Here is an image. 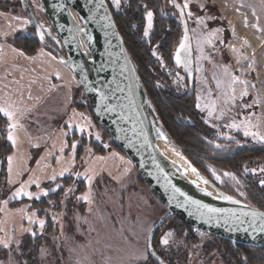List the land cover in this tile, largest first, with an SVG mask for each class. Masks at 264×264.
I'll return each mask as SVG.
<instances>
[{
    "label": "rangeland",
    "instance_id": "1",
    "mask_svg": "<svg viewBox=\"0 0 264 264\" xmlns=\"http://www.w3.org/2000/svg\"><path fill=\"white\" fill-rule=\"evenodd\" d=\"M107 1L113 9H117L111 0ZM125 2L121 0V6ZM177 2L182 6L184 0ZM44 3L43 0H29L46 37L63 51L56 24L48 16ZM201 3L205 5L203 9L199 8ZM163 8L164 11L176 14L167 0H163ZM189 8L194 13L192 18H186L194 53L195 108L199 102L201 108L197 110L201 120L215 128H225L224 131L205 137L203 145L212 152L226 153L236 144L234 136L228 131L237 129L244 132L242 121H250L253 125L251 131L264 134V0H192ZM17 16L28 19L17 0H1L0 106L9 107L15 114L17 128L14 134L17 142L13 146L7 139L8 124L12 121L0 113L3 140L10 144V149L3 155L0 176V239L11 241L9 248L0 244V248H3L0 249V264H135L145 260L147 231L165 208L143 183L130 159L112 144L111 137L96 124L85 94L70 69L44 46H39L33 53H27L12 42L18 36L24 39L34 33L30 23L22 25V20L14 19ZM197 16H211L214 19H206L205 28L196 23ZM78 18L81 25L85 23L81 16L78 15ZM144 24L145 29L146 17ZM254 24L258 27H253ZM215 28L223 29V32L217 34L219 39H214L216 50L205 44L204 55L209 58L198 59L200 53L197 51V38L203 39ZM233 28L235 36L232 34ZM220 39L224 41L223 44ZM245 40L247 44H244ZM229 44H234L243 52L245 58L239 63L236 54L227 47ZM151 48L152 54L155 50L156 55L153 56L159 61L163 72L156 85L162 88L173 87L177 93L184 91L186 79L181 67L165 62L156 45ZM47 53H51V56ZM89 56H92L91 53ZM221 64L230 65L234 75L248 81L247 96H240L242 85L234 86V105L225 104L223 92L216 88L214 74L227 81L223 69L219 67ZM209 89L211 97L208 95ZM225 90L230 94L229 89L225 87ZM212 99L217 100V106L210 117L204 105ZM184 118L182 120H189L188 117ZM233 122L240 124V127H228ZM69 123L73 125L71 128L68 127ZM77 125L82 126L84 132L79 131ZM158 132H162L167 139L158 136ZM96 134L100 135V140L95 139ZM154 134L155 140L159 138L165 143L169 142L168 145L181 151L197 169L192 161L197 157H188L158 125H155ZM254 140L259 141L256 138ZM65 142L68 147L61 153L60 148ZM73 142L77 143L74 162L71 148ZM8 156L14 157L11 176L7 170ZM41 157L44 159L41 160ZM55 157H62V160L57 162ZM101 157L103 159H99ZM200 163L217 186L229 185L236 194L244 193L241 196L249 198L245 191L247 186L240 181L228 162L208 159ZM262 165L256 163L249 166L247 171L258 173L264 180ZM64 167L69 171L63 177L58 176L55 181L47 179L53 170L59 173ZM17 172L21 174L17 175ZM77 172L81 175L76 176ZM213 172L221 177L223 183L216 180ZM226 172L234 174L236 179L225 176ZM86 176H90L91 180ZM29 177L40 179V188L33 184L29 186V191L52 189L57 184L61 188L50 191L49 195L39 200L26 196L10 200L12 192ZM9 178L15 183H9ZM236 194L231 195L241 203L248 204ZM85 195L88 200L82 198ZM5 200L9 202L5 204ZM39 220H45L43 228ZM29 229L31 231H27ZM172 230L171 227L159 230L156 242L162 245V238L171 232L172 236L168 237L170 242L173 238ZM32 232L43 238L36 248L34 260L28 262L27 257L20 254L25 236H33ZM198 235L202 239L207 236L200 230ZM188 253L192 255V249H188Z\"/></svg>",
    "mask_w": 264,
    "mask_h": 264
},
{
    "label": "water",
    "instance_id": "2",
    "mask_svg": "<svg viewBox=\"0 0 264 264\" xmlns=\"http://www.w3.org/2000/svg\"><path fill=\"white\" fill-rule=\"evenodd\" d=\"M53 1L57 10V24L55 28L63 51L58 45L47 40L46 35L43 41L40 40L38 33L40 31L44 32V30L41 28L42 26L29 4V0H19V5L25 17L31 20L30 24L35 30V36L38 41L49 48L51 52H54L61 64H64L70 69L77 84L82 88L90 112L94 114L98 124L109 133L116 148H120L130 159L142 181H144L143 183L147 185L165 208L147 231L145 245L148 256L153 258L158 264H170L160 256L152 244L155 231L170 216L176 217V219L195 230L218 236V238L227 239L234 244L238 243L264 248V233L254 231L249 226L251 217H241L240 220H236L229 213H221L211 214V219H209L207 215L201 216L194 205L184 204L185 197H191L192 200L200 201L202 204L209 205L213 208L234 210L237 216L240 215L241 210L251 211L252 209H256L264 212V208L241 203V201L240 203L233 204H212L196 198L193 195L186 194V192L177 187L175 182H173V179L158 158L154 146L155 124L152 122V113L155 115L156 121L162 129L159 116L155 109H153L154 107L142 85L141 77L131 61L113 13H111L112 10L108 1L103 0L102 6H99L100 0ZM176 3L178 2L176 1ZM71 9L76 11L85 20L95 38L98 39V44L91 53L97 60L98 75L101 78L100 85L97 88L94 87L82 63L83 57H86V54L82 51L78 39H76L77 35L70 15ZM176 10H178L180 16L179 9ZM183 19L187 20L186 16ZM180 21L181 34L178 43L174 46L172 60L173 64L181 67L182 72L186 74V84L189 93H191L194 90V53L191 39V72L189 73L182 64L177 65L174 59L175 51L184 35V25L181 17ZM189 33L190 30L188 31V35L191 38V34ZM118 85L124 91L116 92L115 97H113L112 90L116 89ZM90 89H97L99 91H92ZM100 91H103L109 96L106 102L101 101ZM117 103L122 105V107L118 108L116 112H108L105 110L106 104ZM121 112L128 117L127 120L120 119ZM134 127L135 131H133ZM118 129L121 130L118 131ZM169 139L173 141L171 137ZM177 147L181 149L179 145ZM1 164L2 159L0 158V172ZM174 188L179 189V191H174ZM225 219L228 220L227 223H225ZM244 229L248 230L244 231Z\"/></svg>",
    "mask_w": 264,
    "mask_h": 264
},
{
    "label": "trees",
    "instance_id": "3",
    "mask_svg": "<svg viewBox=\"0 0 264 264\" xmlns=\"http://www.w3.org/2000/svg\"><path fill=\"white\" fill-rule=\"evenodd\" d=\"M167 1L169 5L174 7L171 0ZM17 2L20 4L19 0ZM108 4L112 10L111 13H113L126 49L129 52L131 61L141 77L142 85L154 107L153 109H155L159 116L161 127L165 133L181 147L188 157L189 155L197 157V159L191 160L197 166V169L209 179L210 175L208 171L203 169L200 162L208 159L228 162V165L234 170L240 181L247 186L245 191L248 193H245L249 195V198L246 199L236 194L229 185H220V188L214 181L212 182L221 190L224 189V192L236 194L247 201L248 204L264 208V185L260 184V181L263 179H261L258 173L247 171L249 166L252 167L256 163H262V169H264V142L256 141L251 136H245L243 131L235 129L228 131L229 134L234 136V140L236 141L235 146L228 152L223 153L220 151L215 153L206 149L203 145V139L213 135L214 132L224 131L225 128H215L201 120V114L195 108L194 91L190 94L187 90L177 93L173 87L162 88L156 85L157 79L163 72L160 69L159 61L152 54L151 47L156 45L163 60L170 65H174L172 60L174 46L178 43L181 34V21L178 10H176L177 8L174 7L173 9L177 15L164 11L163 0H126L116 10L111 7L109 2ZM148 10L154 14L153 27L149 35L145 37L142 35L146 11ZM30 27L34 32L33 34L24 39L21 38L22 36H18L12 41L17 47L27 53H33L39 46H44L36 38L35 30L31 24ZM44 47L47 48L46 46ZM47 49L50 50L49 48ZM52 53L54 54V52ZM92 115L96 124L101 127L93 113ZM184 117H188L189 120H182L185 119ZM152 120L155 125L160 126L153 113ZM104 131L109 136V133L106 130ZM3 139V131L0 129V158L2 159V164L4 162V153L10 149V144ZM111 141L115 145L112 138ZM118 149L120 150V148ZM2 167L3 165L1 166V170ZM166 219L155 231L152 244L160 256L170 264H264V248L238 243L234 244L227 239L218 238V236L209 233H206L207 236L202 239L198 235V230L184 224L176 219V217L170 216ZM164 227H171L173 229V238L167 245L163 246V244H159L160 242H156V236L158 231ZM42 238L39 235L25 236L20 255L26 256V261L30 262L34 260V253L42 242ZM188 249H192V255L188 253ZM146 257L145 260L135 264H158L148 254Z\"/></svg>",
    "mask_w": 264,
    "mask_h": 264
},
{
    "label": "snow or ice",
    "instance_id": "4",
    "mask_svg": "<svg viewBox=\"0 0 264 264\" xmlns=\"http://www.w3.org/2000/svg\"><path fill=\"white\" fill-rule=\"evenodd\" d=\"M171 2L173 3L174 7H176L177 9H179L180 12V17L182 20V23L184 25V35L179 43V46L177 47L176 51H175V63L177 65H183L184 68L186 70L189 71V73L191 72V63H192V47H191V43H190V37L188 35V22L186 19H183L185 16H187L189 19L192 18L194 16V13L190 10L189 5L192 2V0H184L183 5L181 6L180 4L176 3L175 0H171ZM111 3L114 4L116 6L117 9L120 8L121 6V0H111ZM103 5V0H100V5ZM205 7V5L203 3L199 4V8L203 9ZM153 12L152 11H147L146 12V20H147V27H145L144 29V36H148L149 35V31L150 29H152L153 27ZM14 19L16 20H22V25H27L29 23H31L30 19H22L21 17H14ZM207 20H211L214 19V17H203V16H197L195 17L196 23L198 25H203L205 28L207 27V24L205 23V21ZM259 18L257 17V20ZM248 21H247V17H245V25H247ZM39 27V26H37ZM253 27H258V25L254 24ZM193 31L195 32L196 30L193 29ZM223 32L222 28H215L212 29L211 31H209L207 33L206 36L203 37V39L201 38H197V51L200 53V56H198V59H208V56L204 55V45L207 44L210 46V48L212 50H216L215 49V44H214V39H219V37L217 36L218 33ZM232 34L233 36H235V29H232ZM39 38L41 41L44 40L45 38V34L43 31H40L38 33ZM55 39V38H53ZM89 40H91V37H88ZM220 43L223 44L224 41L222 39H220ZM248 42L245 40L244 44H247ZM227 47H229L231 49V51L233 53L236 54L237 57V63L240 62L241 59H244V54L241 51L240 48H237L234 44H229L227 45ZM22 54V53H21ZM43 54V52L41 53ZM47 55L51 56V53H47ZM153 55H156L155 50L153 51ZM53 59H55V57H53ZM219 67H221L223 69V76L227 78V81H225L224 79L218 78L216 77V75L214 74V79H215V83H216V88L220 89L223 92L224 95V102L225 104H235L236 101V88L234 87L236 84H240L242 85V90L240 92V96L244 97L248 95V81L246 80H242L240 78V76H236L234 75L231 71H230V65L227 64H221L219 65ZM249 67H251V65H249ZM198 71L200 70L199 68L197 69ZM225 87L227 89L230 90V94L227 90H225ZM92 91H99L97 89H90ZM124 89L119 87V85L116 87V89L112 90V95L113 97H115V93L116 92H123ZM208 95L209 97H211V89L208 90ZM100 97H101V101L102 102H106L109 99V96L106 95L103 91H100ZM119 99V98H117ZM197 100H200V97H197ZM216 106H217V100L212 99L210 100V103H207L204 105L205 108L208 109V116H212L213 113L216 111ZM252 105H244V107H251ZM122 107V105H120L119 103L117 104H106L105 110L108 112H116L118 108ZM197 108H201V104L198 102L196 105ZM0 113H3L4 116H6L8 118L9 121H12L11 123L8 124V136L7 139L9 141H11L12 145L15 146L16 142H17V138L14 134V130L17 128V122H15V114L13 111L10 110L9 107H3L0 106ZM82 115V114H81ZM221 115H223V111H221ZM220 117L218 116L217 119H219ZM120 119L122 120H127L128 117L125 116L122 112L120 114ZM142 123V121H141ZM242 123L245 125V130H244V135L245 136H252L253 138L258 139L261 142H264V134H261L259 131H251L250 129L253 127V125L251 124L250 121L246 120V121H242ZM73 125L71 123L68 124V127L71 128ZM77 127L79 128V131L84 132V128L82 126L77 125ZM228 127L231 128H239L240 124H237L235 122L231 123L228 125ZM255 127H259V125H256ZM121 129H118V131H120ZM133 131H135V127L133 128ZM143 134V133H141ZM89 135H91V133H89ZM158 136L167 139V137L164 136V134L162 132H158ZM96 140H100V135L96 134L95 136ZM146 139V137H145ZM106 146V145H105ZM65 147H68L67 142H65L61 148H60V152L63 153ZM72 148V157H73V162L75 159V155H76V148H77V143L73 142L71 145ZM179 154V153H178ZM51 155V153H50ZM44 157H41V160H43ZM55 159L57 160V162H60L62 160V157H55ZM99 159H103L102 157ZM13 161H14V157L13 156H8L7 157V163H8V173L9 176H11V173L13 172ZM40 161H37V164L39 165ZM189 167L191 168V171L193 173H197V169L195 167H192L189 164ZM69 169L67 167H64L60 170L59 173H56L55 170H53V174L48 176L47 179L51 180V181H55L57 179L58 176L63 177L65 175L66 172H68ZM185 171H187V169H185ZM255 171V170H253ZM261 171H264V169H261ZM20 172H17V175H20ZM76 176H80L81 173H76ZM213 175H215L216 180H219L223 183V181L221 180V177L219 175H216L215 172H213ZM225 176L231 177L233 180H235V176L232 173L226 172L224 173ZM86 178L88 180H91L90 176H86ZM9 183H15V181H13L11 178H9ZM193 183H196L195 181H193ZM204 183L207 184L208 181L204 180ZM238 183V181H237ZM36 185L37 188H40V179L39 178H35L33 179L32 177H29V179L27 181H24L23 183L20 184V186L18 188H16V190L14 192H12L11 196L9 197V199H16L19 198L21 196H26L29 199L35 198L37 200H39L42 196H47L49 195L50 191H56L57 189L61 188V185L57 184L55 188L52 189H40V191L38 192H32L29 191V186L30 185ZM261 185H264V180L260 181ZM69 191H71V189H69ZM174 191L178 192L179 189H175ZM202 191H207L206 189H202ZM208 195H212L211 192L207 193ZM241 195H244V193H241ZM84 200H88V196L85 195L82 197ZM217 199L220 200H228V201H233L235 203H240L239 200H235L233 196L230 195H226L224 193H218L217 194ZM78 199H80L78 197ZM9 201L5 200L4 203L7 204ZM184 204L185 205H194L197 209V211L199 212V214L201 216H208L209 219H211V214H221V213H229L231 215V217L235 218L236 220H240L241 217H251V221L249 223V226L253 228L254 231H259L261 233H264V212L258 211L256 209H252L251 211H240V215L237 216L234 210H229V209H223V208H213L210 207L209 205L206 204H202L200 201L197 200H192L191 197H185L184 200ZM183 206V205H181ZM29 219L31 220V217H29ZM35 222V221H33ZM228 220L225 219V223H227ZM241 222H243L241 220ZM258 222V223H257ZM39 225L41 228H43V226L45 225V220H39L38 221ZM248 229H244V231H247ZM27 231H31L30 229ZM35 232H32V235L35 236ZM172 233L169 232L167 233L161 240V243L167 245L169 243L168 237H171ZM11 241L10 240H5V239H0V244L3 245L4 248H9ZM17 244H19V241H16Z\"/></svg>",
    "mask_w": 264,
    "mask_h": 264
},
{
    "label": "bare ground",
    "instance_id": "5",
    "mask_svg": "<svg viewBox=\"0 0 264 264\" xmlns=\"http://www.w3.org/2000/svg\"><path fill=\"white\" fill-rule=\"evenodd\" d=\"M48 9V16L54 24H57V10L55 3L53 0H43ZM76 11L73 9L70 10L71 19L73 22V27L75 29L76 35L78 39V43L82 48V51L86 54V57H83V65L84 69L91 79L95 88L100 85L101 78L98 75V64L97 60L93 56H89V53H92L95 47L98 44V39L95 38L93 32L87 26V23L80 24L78 21V15H76ZM80 16V15H79ZM78 18V19H77ZM91 37V40L88 37ZM169 143V142H168ZM168 143L159 138L155 140V148L160 159L161 163L175 182L176 186L181 190L186 192V194L193 195L196 198L208 201L212 204H233L235 202L228 200H220L217 199L218 193H224L226 195H230L223 190L216 187V185L209 181V179L203 175L198 169L197 173H193L189 164L192 167H195L185 155L173 147L172 145H168ZM179 153V154H178ZM196 168V167H195ZM187 169V171H185ZM204 180H207L208 183L205 184ZM195 181L196 183H193ZM202 189H206L207 191H202ZM211 192L212 195H208L207 193ZM232 196V195H230ZM234 197V196H233ZM235 200H238L234 197ZM240 201V200H239Z\"/></svg>",
    "mask_w": 264,
    "mask_h": 264
},
{
    "label": "flooded vegetation",
    "instance_id": "6",
    "mask_svg": "<svg viewBox=\"0 0 264 264\" xmlns=\"http://www.w3.org/2000/svg\"><path fill=\"white\" fill-rule=\"evenodd\" d=\"M71 73H72V72H71ZM183 73H184V72H183ZM184 76H185V79H186V82H185V84H186V83H187V76H186V74H185V73H184ZM185 90H187V91H188V86H187V84H186V89H185ZM193 91H194V90H193ZM193 91H192V92H193ZM192 92H191V93H192ZM188 93H189V91H188ZM189 94H190V93H189Z\"/></svg>",
    "mask_w": 264,
    "mask_h": 264
}]
</instances>
